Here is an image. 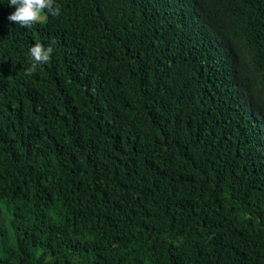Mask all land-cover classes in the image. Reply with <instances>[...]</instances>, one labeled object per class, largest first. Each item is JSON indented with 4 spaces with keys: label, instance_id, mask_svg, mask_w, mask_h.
Returning a JSON list of instances; mask_svg holds the SVG:
<instances>
[{
    "label": "trees",
    "instance_id": "1",
    "mask_svg": "<svg viewBox=\"0 0 264 264\" xmlns=\"http://www.w3.org/2000/svg\"><path fill=\"white\" fill-rule=\"evenodd\" d=\"M56 3L0 0V264H264V0Z\"/></svg>",
    "mask_w": 264,
    "mask_h": 264
},
{
    "label": "clouds",
    "instance_id": "2",
    "mask_svg": "<svg viewBox=\"0 0 264 264\" xmlns=\"http://www.w3.org/2000/svg\"><path fill=\"white\" fill-rule=\"evenodd\" d=\"M8 4L15 11L8 16V20L22 27H30L35 23L42 22L48 16L57 17L61 13L60 5L56 0H8ZM53 49L45 47L42 43H35L29 49L31 65L25 69V75H32L37 67L49 63Z\"/></svg>",
    "mask_w": 264,
    "mask_h": 264
},
{
    "label": "rangeland",
    "instance_id": "3",
    "mask_svg": "<svg viewBox=\"0 0 264 264\" xmlns=\"http://www.w3.org/2000/svg\"><path fill=\"white\" fill-rule=\"evenodd\" d=\"M45 21V20H44ZM44 21H42V22H44Z\"/></svg>",
    "mask_w": 264,
    "mask_h": 264
}]
</instances>
